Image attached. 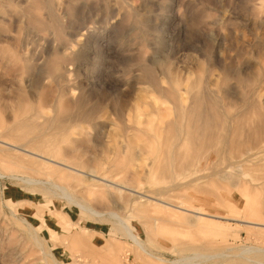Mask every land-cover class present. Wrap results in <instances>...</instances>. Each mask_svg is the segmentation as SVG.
Wrapping results in <instances>:
<instances>
[{
  "label": "rangeland",
  "instance_id": "rangeland-1",
  "mask_svg": "<svg viewBox=\"0 0 264 264\" xmlns=\"http://www.w3.org/2000/svg\"><path fill=\"white\" fill-rule=\"evenodd\" d=\"M176 90L225 122L209 159L180 143ZM59 107L45 140L70 130L81 139L61 157L109 175L74 188L98 214L23 180L47 175L0 143V264H264V225L237 220L264 221V171L227 167L264 131V0H0V130Z\"/></svg>",
  "mask_w": 264,
  "mask_h": 264
},
{
  "label": "bare ground",
  "instance_id": "bare-ground-1",
  "mask_svg": "<svg viewBox=\"0 0 264 264\" xmlns=\"http://www.w3.org/2000/svg\"><path fill=\"white\" fill-rule=\"evenodd\" d=\"M175 100H176L177 108L180 106V108L183 111L182 114L178 115V118H177L178 120H180V122L177 120L172 123L173 126L179 125L181 127V129H179L178 131V138L180 140V143L184 142V140L190 141V142L192 141L193 145L194 144L198 145L196 148V152L194 153L195 155H193V157L206 160V158L209 157V155L207 157V154H206L207 150L205 151V153H202L201 151L203 147L205 146V144H208L206 145V148L209 146V143L211 142L212 137H213L212 135L213 131L218 130L219 128L225 127L226 126L225 122H222L221 120H219V118L216 117V114L214 113L215 111L214 107L212 108L209 106H204V104L202 105L201 100H199L196 96L187 97L184 95V92L176 90ZM189 100H190V103L188 105L184 104L186 101H189ZM154 101L157 103L156 100ZM18 107H20V105ZM21 110L25 112L27 109L25 107H20L19 111ZM19 111H17V113L15 114L16 115L15 121L12 124V126L5 128V130H2V131L0 130V133L2 132L0 135L1 136L0 143L3 144L2 148L5 147V150L7 149L8 151H13V154L18 155V158L15 157L18 160L14 162V165L16 166L18 165L22 168L24 167L29 170H34L35 172L46 173L47 175V180H43L39 178H30V177L29 178L23 177L22 179L34 185H43L46 187L47 190L49 188L50 190H53L56 193L61 194L68 202L73 203L81 207L82 209H85L91 214L92 213L98 214L94 209H92L91 207H88L87 205L81 203L78 200V198L75 195L74 188L76 189L77 187H82L83 189L86 188L87 190H90L96 187H102L100 184V183H103L102 181L104 182L110 181L107 178L109 177V175L107 176L104 172L100 173L98 170V166L96 167V165L93 168H91L88 172H86L84 171V168L80 163L69 162L67 159L61 157V154H62L61 153V148H62L61 143H65L66 145L64 148L66 150H69L71 149L72 143L79 142L81 139V138L73 137L72 136L73 133L70 130L64 131V134L62 135V137L58 138L54 142H49L45 140L46 126L49 125L51 122H53V119L58 120L60 123V120H59L60 107L59 109L55 111L56 116L54 118L48 117L46 115L43 116L45 119L44 120L45 122L43 124L36 121L35 118L33 119L30 116L28 117L27 115L29 114H27V112L24 113L26 114L25 115L26 117L21 116L22 112L21 114H19ZM141 117H142L141 110H140V107L138 106L136 120L137 121L140 120ZM182 118L183 120H181ZM2 126L3 125L0 122V129ZM68 129H71V128H68ZM174 129H177V128L175 127ZM233 129H234L233 124L229 121L227 125V129H226L227 130L226 135L232 136ZM79 135L83 136V132L81 131ZM2 154H5V153H2ZM139 154H142V153L138 149V153L136 156L138 157ZM233 155L234 157L238 159H236V161H233L230 164H227V167L236 168L235 171L237 172L238 176L243 175V174L248 175L249 174L248 172L250 171V169L254 171H264V131L257 133L254 138L252 137L246 143L244 142L241 143V148H239L237 152L233 153ZM137 157L135 158L137 159ZM8 162L7 164H9ZM10 164H13V162ZM28 165H32V166H28ZM200 170H204V169L201 168ZM209 172H211L209 173L210 175L212 174L215 176V175H219L221 172H223V170H222V167L214 166ZM176 173H177V170L172 172L174 177ZM205 174L207 173L203 174L204 177L206 176ZM4 176L5 175L0 173V178H3ZM103 185H106V184H103ZM259 186L261 187V189L264 188V182L260 183ZM161 201L165 202L166 204H169V206L173 207V209L175 208L183 209L188 212H193L197 215L198 214L210 215L213 217H223L224 216V215L222 216L219 214H207L204 210L196 208V207H186L185 206L186 204H184L183 202H179L178 204H175V203H171V201H166V200H161ZM163 206L167 207L168 205H163ZM245 207L246 209H248L247 207L249 206L246 205ZM245 211L249 212L247 210ZM112 215L114 218H117L121 222V224L119 225L123 227L124 231L130 234L134 238L135 242L141 248L144 249V244L142 243L139 236L136 234V230L132 226H130V224L127 221L122 219L117 213L113 212ZM237 220L250 223V224L264 225V221L251 220V219H248V217H244L241 219L237 218ZM258 250H261V249H258Z\"/></svg>",
  "mask_w": 264,
  "mask_h": 264
}]
</instances>
